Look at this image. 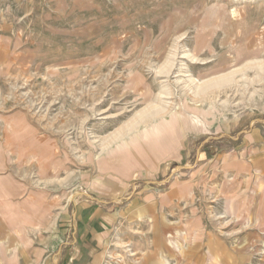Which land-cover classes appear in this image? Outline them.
<instances>
[{"label": "rangeland", "instance_id": "1", "mask_svg": "<svg viewBox=\"0 0 264 264\" xmlns=\"http://www.w3.org/2000/svg\"><path fill=\"white\" fill-rule=\"evenodd\" d=\"M258 64L264 0H0V182L39 193L41 202L60 196L69 215L59 223L68 244L60 241L71 251L82 246L80 217L134 201L178 210L123 226L141 247L115 249L101 264H199L201 254L206 263L220 262L218 254L225 264H264V173L250 176L241 192L247 222L227 213L225 195L207 188L235 184L216 175L240 158L248 171L258 163L263 171L249 159L264 149L254 141L264 136ZM224 76L225 85L201 97L200 112L187 109L197 82ZM153 92L172 106L162 131L175 143L163 158L152 143L160 134L134 119ZM195 116L198 125L191 124ZM193 184L200 194L189 193V207L164 202L174 186ZM102 185L113 186L117 198L99 194ZM48 256L45 264H93L95 254Z\"/></svg>", "mask_w": 264, "mask_h": 264}, {"label": "crops", "instance_id": "2", "mask_svg": "<svg viewBox=\"0 0 264 264\" xmlns=\"http://www.w3.org/2000/svg\"><path fill=\"white\" fill-rule=\"evenodd\" d=\"M195 92L196 91L193 93V103H189L191 107L187 109L197 113L203 109L199 102L205 96L201 98L199 97V94ZM210 94L211 93L209 92L205 95L207 96ZM162 95H164L163 92H153V94H151L149 97L152 98V100L150 102L146 101L144 103V107L141 109H146L149 105L151 106L153 103H158V105L161 106L164 111H162L163 114H160L154 118H152L151 115L144 118V122H146L149 127L153 128V131H155L157 134L159 133L161 136L160 138L156 139L161 147H157L153 144V147L160 152L158 155L156 154V157L158 158L168 156V142L175 143V136L173 133L169 135L167 131H162V128L168 125L167 111L172 109L170 108L172 106H168L163 101ZM149 109H151V107H149ZM200 122L201 119L195 116L192 118L191 124L198 125ZM224 125L226 126L227 124ZM184 136L185 135L183 134V137ZM254 141L258 144H261V146L264 145V136L262 132L258 133V138ZM258 149L259 154L255 155L254 153V155L249 157V159H251V161L252 159L259 160L258 162H260L263 166V171L260 169L262 167L258 166L259 163L256 165L254 172L252 170L248 171L246 168L242 167L243 162L240 161V158L238 161H236L237 163H235L239 165L238 167L228 170L226 169V173L218 172V175H216L214 172L213 175H211V179L217 176L218 180L222 176V179L219 181L227 180V178L234 180L235 184H229L230 181L228 182L227 190L218 188L215 189L217 190L216 193L214 190H212V185H215L216 183L218 184V181L207 187L209 192H213L214 196L217 194L225 195L224 199L227 200V213L229 214L233 212L234 217L235 215L237 216V214L238 218L243 216L242 209H244L245 205L243 203L244 199L241 192L245 187V182H249L251 179L250 176L252 175L264 173V149ZM209 175L210 173L208 176ZM107 186H103L101 190H98L99 194H106L108 199H116L119 195L117 190L111 185ZM23 187L24 186L21 187L22 189L16 190V186L14 184H8L5 183V181L0 182V264H45V259L49 257L48 255L55 254L56 259L60 260V256H63L62 259H64L67 255H75L77 253H80L84 256L95 254L93 264H101L105 258H108L109 256H116L113 255L116 254V251H114L115 249L127 253V251L130 252L131 250H135V248L141 247V242L133 241L132 237L128 235V232L129 234L133 235L134 232L132 233L129 230H121L123 226L129 225L131 228L132 224L139 222L151 224L149 222H151L153 218L157 220L159 214L161 217L167 213H174V215H178V210L173 213L166 209L165 211L160 210L157 202H139L142 204L140 206L138 205L139 203L137 204V202L134 201L136 205L133 206L131 203L123 209L117 207L115 212L112 214L103 212L102 214H98L96 218H91L88 220H84L82 217H80L79 222H81V229L79 238L82 240V246L81 244H79V246H74L73 250L71 251V249H67V247L64 246L68 244V238L65 236L67 232H65V230L61 231L59 228L60 221L69 218L67 210L68 207H63L65 204L64 201L63 203H60V196L55 197V195H47L48 198L45 199L46 201L41 202L39 193H36V196L29 193L26 195V188ZM47 192L49 193V190H47ZM189 193L194 194L193 197H196V194L199 195V186L196 184H193L191 188L184 186H179L178 188L177 186H174V188L167 195L165 201L163 199L161 200V204L163 201L167 203L169 201L175 200L177 205L181 204V206L189 207L190 202L188 201L194 200L192 197H190L191 195ZM208 200H212L216 203L221 199L211 198ZM219 205H221V202ZM191 206H194V204H191ZM170 207L172 206L170 205ZM187 214H189L188 209ZM248 214L249 212L247 215L245 213L243 216L245 217V222H247ZM237 217L235 218L237 219ZM250 217L251 216L249 215V222H257V218L250 219ZM232 221L233 219L231 216L227 215V223H231ZM180 222L183 223L184 221L182 220ZM95 223L99 229L96 225H94ZM41 231L42 234L40 233ZM150 231L151 228L147 230V236L144 233V250L146 249V245H149L148 247L151 246V234L149 235ZM146 237L149 240L147 242L148 244H146ZM63 238H66L63 243L64 245L60 241V239L62 240ZM88 238H93L94 240V242H92L94 249L92 250L91 246L89 247L88 245ZM87 246L88 249L90 248V252L88 251ZM144 253L146 254L145 251ZM147 254H149L148 251ZM216 255L219 257L220 262L218 263H206V257L204 254L199 256L198 263L225 264L222 262L223 258H221V256L218 254ZM146 257L147 256H145V258ZM211 258H214V256L211 255ZM58 263L59 261L55 264ZM69 264H72V261Z\"/></svg>", "mask_w": 264, "mask_h": 264}, {"label": "bare ground", "instance_id": "3", "mask_svg": "<svg viewBox=\"0 0 264 264\" xmlns=\"http://www.w3.org/2000/svg\"><path fill=\"white\" fill-rule=\"evenodd\" d=\"M170 63L168 62L166 65L162 66L161 70H169V67H170ZM250 66H245L243 69H241L240 71H244L246 69H248ZM257 70L258 71H261V70H264V64H258L257 65ZM234 73V72H233ZM233 73H230L227 75V77H232ZM226 76L224 77H220L218 79H215L213 81H210V82H206V83H199L197 82L196 83V92L195 93H198L199 94V97H202L204 96L205 94H207L210 90L212 89H215V88H219L223 85H225L226 83V80L228 82L229 79L225 78ZM198 96V95H197ZM149 107H151V109H149ZM163 109L161 106L158 105V103H153L151 106L149 105L146 109H143L142 111H140L138 113V115L134 118L136 120H138V122H141L144 120L145 117H148L149 115H151L152 118L160 115V114H163ZM158 118V117H157ZM134 120L131 121L130 123V127L132 126ZM146 123V122H145ZM143 125V124H142ZM145 127V126H144ZM123 129V128H122ZM124 130V129H123ZM123 130H119L118 134L122 133ZM153 144L156 145L157 147H161V145H159V142H157L156 140L153 141ZM171 142H168L167 143V148L169 149L171 147ZM94 183V181H93ZM203 255V254H202ZM203 263V262H202Z\"/></svg>", "mask_w": 264, "mask_h": 264}]
</instances>
